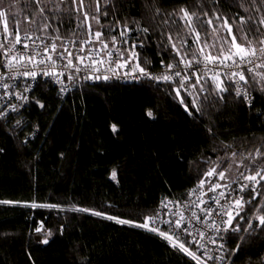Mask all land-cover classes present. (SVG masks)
<instances>
[{
	"label": "trees",
	"instance_id": "trees-1",
	"mask_svg": "<svg viewBox=\"0 0 264 264\" xmlns=\"http://www.w3.org/2000/svg\"><path fill=\"white\" fill-rule=\"evenodd\" d=\"M77 7L72 0H0L13 33L82 35L88 31L81 27L84 12L103 36L126 25L146 67H156L160 58L189 61L200 47L213 55L226 52L224 40L231 36L225 20L238 43L246 33L252 47L264 45L260 0H84ZM181 8L196 14L191 26ZM192 28L200 33L199 44ZM262 76L264 67L245 74L250 105L224 75L219 80L226 91L218 93V81L203 75V93L190 80V95L180 88L179 96L177 81L78 80L61 96L38 80L22 123L14 114L0 117V201L10 202L0 203V264H195L157 236L117 220L143 223L160 198H185L217 165L222 171L239 160L237 177L246 168L264 167V157L255 155L264 151ZM258 186L264 193V180ZM261 214L264 195H257L236 217L239 231L221 234L222 264H264V226L256 219Z\"/></svg>",
	"mask_w": 264,
	"mask_h": 264
},
{
	"label": "built area",
	"instance_id": "built-area-1",
	"mask_svg": "<svg viewBox=\"0 0 264 264\" xmlns=\"http://www.w3.org/2000/svg\"><path fill=\"white\" fill-rule=\"evenodd\" d=\"M95 32L97 31L92 30L91 33L87 31L82 35L65 36L50 34L42 29L19 31V35L22 38L30 37V39H22V42L15 46L16 50L9 53L8 56H5L4 52L13 43L14 36H9L7 43H5V37L3 35V20H1L0 43H4L5 47L0 48V117L14 114L17 117L16 122L22 123L24 120L22 110L25 108L31 91L38 80L53 86L56 92L61 96L69 92L78 80L94 82L98 80H105V76H107L108 79L119 82L151 80L147 77L141 76L139 71H132L136 64L145 68L146 71L153 76L167 74L172 77L171 81L179 82L184 76L190 77V79L186 81L184 88L189 95L191 93L188 88L190 80L195 83L197 76H199L200 83L197 84V87L199 91L203 93L204 88L201 81V77L203 75L213 76L215 73H218L219 76L224 75L231 82L235 94L237 95V91H239L241 94L238 96L242 97L248 105L251 103V93L245 81L239 80L238 76L232 77L230 75L231 72H238L244 70V68L232 66V61L225 62L229 65L228 67L218 64H208L204 61L203 55L198 51L197 55L189 60L192 62L191 67H186L185 65L189 61H185L181 58L175 61L160 58L156 67H146L142 65L140 61V45L134 40L130 29L126 25H119L109 36L101 35L99 41L96 40L94 35ZM122 32L124 35H121ZM56 37H60V39H56ZM83 41L91 42L84 44L81 43ZM52 43L57 45V53L63 52L65 48L73 53L71 57V67L66 66L69 59L66 53L64 58H60L57 53H52L50 50L47 52L45 51L46 48L50 49V45ZM24 44H27L28 48H24ZM102 44H107V49L101 50ZM81 48H83L84 51H81ZM260 48H264V45L257 47L256 49ZM90 49L92 50L91 52H89ZM17 51L24 54L26 57L34 56V61L32 63H29L27 59L21 62L14 61L13 63L16 64V67L9 68L8 61L12 56L17 55ZM107 52H111L112 56L109 57ZM133 52L136 54L135 59L132 57ZM36 53H39V55H36ZM204 53L207 54L205 50ZM48 55L52 56V61L47 60L46 57ZM78 56L84 57L83 62L77 59ZM41 59L45 60L43 64L39 63ZM252 59L253 63L246 65V68H251V73H258L259 69L264 67L261 66L264 64V54L258 51L256 57ZM93 60L97 61L95 69L98 70H94L92 68ZM197 60L200 62L197 63ZM100 61H103V63H100ZM126 61L127 63H125ZM118 64H123L124 66L118 67ZM169 64L174 65L171 70L167 68V65ZM77 69H79V71H77ZM26 71L35 72L36 76L34 78L26 76L24 75ZM176 71L181 72V77H176L174 75ZM45 72L53 73V75H45ZM193 73H195V75H193ZM246 73L249 72L244 70V74ZM96 77L100 78L97 79ZM156 82L169 81L160 80ZM4 85H8V87H4ZM201 88L203 90H201ZM242 174L233 179L225 177L224 180H220L217 175L206 178L204 174L201 179H206L208 182L205 183L203 188H198L197 185L201 179L197 181L189 189L185 198L178 199L174 196L160 198L153 212V215L159 213V218L155 224L150 226L157 227L160 231H166L169 234H172V231L174 230V222L177 219H180V214L182 213L184 217V223L182 226H186L192 235L180 232V242H185V246L200 257V264H222L225 259L226 247L224 240H222L220 236L224 232L223 230L228 228V225L223 223V221H227L228 216L223 213L225 210H228L229 205L232 201L238 198V196L243 195L246 199L245 193L250 190L240 193L239 188L242 184L249 183V181L243 179V176L253 175L255 172L250 170V168H246L245 172ZM209 182L227 185V187H221L215 192H210L208 191L210 186ZM257 188L259 190L258 185ZM193 189H196L195 193H192ZM220 192H224L225 195L221 197L219 195ZM212 197L219 200V204L214 203L211 199ZM200 201H203V203ZM164 204H167V207H164ZM204 209H209L211 214L206 215L203 211ZM194 212L197 217L201 218L200 220L193 217L192 214ZM233 215L235 216V211H233ZM166 221H172L173 224L170 225ZM237 224L238 223L233 220L232 227L236 228ZM143 230L157 236L171 249L181 253L190 261L197 264V261L193 260L185 252L179 250L178 247L173 248L171 244L166 239L162 238L158 233L145 229ZM200 233H204V235L200 236ZM194 239L198 243H193L192 241ZM213 241L215 242L213 243ZM198 245H203V247H199ZM221 245H223V247H221ZM209 257H211V259H209Z\"/></svg>",
	"mask_w": 264,
	"mask_h": 264
},
{
	"label": "snow or ice",
	"instance_id": "snow-or-ice-1",
	"mask_svg": "<svg viewBox=\"0 0 264 264\" xmlns=\"http://www.w3.org/2000/svg\"><path fill=\"white\" fill-rule=\"evenodd\" d=\"M28 2L39 4L40 0H28ZM260 2L262 4H264V0H260ZM59 3H64V0H59ZM72 3L76 4L78 6L77 10H81L83 8V5H84V0H72ZM253 3H255V0H253ZM98 10L99 9H97V11ZM43 11H44V9L40 8V12H43ZM180 11L183 14L181 18L184 19L189 26H191L192 17L195 16L196 14L194 12L190 13L185 8H181ZM245 11H247V9H245ZM105 15H107V13H105ZM0 17L4 18V20H3V35L5 37V43H7V39H8L9 36H14L13 43L4 52V55L8 56L9 53H11L12 51L16 50L15 46L17 44H20L22 42V39H24V38L30 39V37L22 38L19 35V30L18 29L15 31V33L10 32L9 31V27H8V20H7L6 14L3 11H0ZM89 19H90V17L88 15V13L84 12L83 13V20L81 22V27H86L88 32L91 33V31H92L91 30V25L88 24V20ZM91 19H97V22H98V18L97 17L93 16V17H91ZM206 23L208 25H212L213 21L212 20H208V21H206ZM241 23L242 24L247 23V20H245L244 18H241ZM259 23L260 24H264V18H262L259 21ZM45 27H48V25H45ZM223 27L226 28L227 32L231 36V40L230 41L224 40V43L228 44V49H227L226 52H225V50L223 48H221V51H220L219 55H213L211 52H208L207 54H205L203 47L198 48L197 51H199L203 55L204 61L207 62L208 64H218V65H223L225 67H228L229 65H227L225 62L226 61H232V66L244 68V70H246L249 73H251L252 69L251 68H246V65L253 63V59L252 58L256 57L258 51L260 53L264 54V48L256 49V48L252 47V41L248 39V36H247L246 33L241 37L242 43H238L236 36L232 35V28H231V25L228 24L227 20L224 21ZM143 31L147 32L148 29L145 28V29H143ZM191 31H192V33H194L195 42L199 44L200 40H201L200 33L198 31H196L195 28H192ZM215 31H216V29L214 28L213 32H215ZM248 31H251V29H249ZM94 35L96 37V40L99 41L102 33L97 31V32H95ZM121 35H124V33L122 32ZM56 39H60V37H56ZM169 40H171V37H169ZM90 42L91 41H83L81 43L86 44V43H90ZM184 43H186V41ZM260 43L264 44V40H261ZM207 46L208 47H215V45H207ZM4 47H5V44L4 43H0V48H4ZM23 47L24 48H28V45L24 44ZM107 47H108L107 44H102V49L101 50H105V49H107ZM133 47H135V46H133ZM172 47H173V49L176 50L177 55H180V51H179V49L176 48V45L174 43L172 44ZM49 50L52 53H57V45L55 43H52L50 45V49L49 48L45 49L46 52L49 51ZM80 50L84 51L83 48H81ZM91 51L92 50L90 49L89 52H91ZM65 53L67 54V57H69L66 66L67 67H71L72 66L71 57L73 55L72 52L68 51V49L65 48L63 52L57 53V55L60 58H64ZM36 55H39V53H36ZM107 55L109 57H111L112 53L111 52H107ZM193 55H195V54H193ZM132 57H133V59L136 58L135 52L132 53ZM46 58H47V60L52 61V56L51 55H48ZM25 59H27V61L29 63H32L34 61L35 57L34 56L26 57L24 54H22V53L17 51V55L16 56H12L9 59L8 67L9 68H14V67H16V64L13 63L14 61L21 62V61H24ZM77 59L80 60L81 62H83L84 57H79L78 56ZM44 62H45L44 59H41L39 61V63H41V64H43ZM196 62L199 63L200 61L197 60ZM53 63H54V61H53ZM96 63H97V61L93 60L92 68L94 70H98V69H95V64ZM100 63H103V61H100ZM125 63H127V61ZM145 63H147V61ZM191 63L192 62L189 61L185 66L186 67H191ZM123 66H124L123 64H118V67H123ZM261 66H264V64H262ZM173 67H174V65H172V64L167 65V68L169 70H171ZM244 70H241V71H238V72L237 71L231 72L230 75L232 77H237L238 76L239 80L247 82L245 74H244ZM77 71H79V69H77ZM132 71L133 72L139 71L141 76L147 77L148 79L155 80V81L163 80V81H169L170 82L172 80V77L167 75V74H162L160 76H153L152 74L147 72L145 68L140 67L139 64H136L133 67ZM44 74L45 75H53V73H49V72H45ZM24 75L31 76V77L34 78L36 76V73L35 72H27L26 71L24 73ZM174 75L176 77H181V72L180 71H176ZM193 75H195V73H193ZM96 78L99 79L100 77H96ZM262 78H264V76H262ZM104 79H108V77L105 76ZM189 79H190V77L184 76L179 81V88L176 89V92H177L178 96H179V93H180V88H185L186 81L189 80ZM209 79H211L213 81H218V83L216 85L218 93L226 91V89L223 87V81L219 80V74L218 73L213 74V76H211ZM199 83H200V77L197 76L196 82L193 83L191 85V87L195 89L197 84H199ZM4 87H8V85H4ZM201 90H203V89L201 88ZM240 94L241 93L239 91H237V95H240ZM180 102L182 104L184 103L183 98H181ZM41 107H43V105H41ZM185 107H186V110H187V106H185ZM148 115L151 116L152 115L151 112H149ZM112 128H113V131L116 130V126L115 125H113ZM252 155H253L252 153L248 154L249 157H251ZM255 155L257 157H264V151H261L260 149H257ZM232 156L235 157L236 153L233 152ZM246 158H248V157H246ZM112 175H113V178H115L116 173L113 172ZM213 175H217L220 180H224L225 179V171L217 172L216 168H210L205 173V177L206 178L207 177H212ZM243 179L249 181V183L248 184H242L240 186V188H239V192L243 193L246 190H250L251 198L250 199H245L243 195H240V196H238V198H236L234 201H232V203L229 205L228 210H225V212L223 213L224 215L228 216L227 221H223V223H226L228 225V228H225L223 230L224 232L239 231V226L238 225H237L236 228L232 227L233 220H235L237 216H240V212L243 211L245 205L246 204H250L252 202V200H254L256 198L257 195H264V193H261L258 190V188H257V185H260V181L264 180V167H261L259 170H256L255 174H253V175L243 176ZM206 182H208L206 179H201L199 181L197 187L198 188H203ZM209 183H210V186L208 188V191H210V192H215L217 189H219L221 187H227V185H221V184L214 183V182H209ZM195 191H196V189H193L192 193H195ZM192 193H190V194H192ZM219 195L221 197H223L225 195V193L224 192H220ZM211 199L213 200L214 203L219 204V200H217L215 197H212ZM200 202L203 203V201H200ZM0 203H10V202L9 201H0ZM31 206L32 207H37L38 205L33 203ZM163 206L167 207V204H164ZM49 207H53V206H49ZM79 210L80 211H89L88 209H79ZM203 211L205 212L206 215H210L211 214L209 209H204ZM233 211H235V216L233 215ZM93 214L97 215V216L102 215V213H100V212H94ZM192 215H193V217H196L197 220L201 219L200 217L196 216L195 212ZM107 218L108 219H117L116 217H112V216H109ZM158 218H159V213H156L153 216L145 217L143 223H135L134 221H131V220H117V222L121 223V224H133L136 227H140V228H143L145 230H149V231L158 233L162 238L166 239L171 244V246L173 248H177L178 247L179 250L185 252L193 260L197 261V264H200V257L197 256L195 254V252L190 251L189 248L185 246V242H180L181 241L180 232L186 233L187 235H192V233L189 231V229L186 226H182L183 223H184L183 214L181 213L180 214V219H177L174 222V230L172 231V234H169L166 231H160L159 228H157V227L150 226V225L155 224L156 221L158 220ZM241 219H243V217H241ZM256 219L259 221V225L260 226H264V214L256 216ZM166 222L169 223L170 225L173 224L172 221H166ZM249 227H251V225H249ZM177 230H179V231H177ZM37 231H39V229H37ZM203 235H204V233H200V236H203ZM43 242L47 243L48 241L45 240ZM192 242L193 243H198L197 241H195V239ZM214 242L215 241H213V243ZM198 246L199 247H203V245H198ZM221 247H223V245H221ZM238 248H239V244L237 245V249ZM209 259H211V257H209Z\"/></svg>",
	"mask_w": 264,
	"mask_h": 264
},
{
	"label": "rangeland",
	"instance_id": "rangeland-1",
	"mask_svg": "<svg viewBox=\"0 0 264 264\" xmlns=\"http://www.w3.org/2000/svg\"><path fill=\"white\" fill-rule=\"evenodd\" d=\"M90 25H91V27H92V29L94 30V31H97L98 30V25L96 24V22L95 21H93V20H90ZM41 30V29H40ZM44 31V30H43ZM254 48H257V47H254ZM240 164H241V162L239 161V160H233V161H230L227 165H226V167L224 168V169H222V171H225V177H227V178H230V177H234L238 172V169H239V167H240ZM219 167V165H217V167L216 168H218ZM217 170V169H216ZM235 177H237V176H235ZM234 177V178H235Z\"/></svg>",
	"mask_w": 264,
	"mask_h": 264
}]
</instances>
